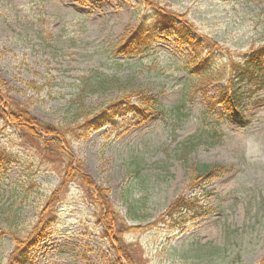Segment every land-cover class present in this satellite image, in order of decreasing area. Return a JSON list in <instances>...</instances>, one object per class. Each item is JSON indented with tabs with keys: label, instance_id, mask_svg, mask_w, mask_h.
I'll return each mask as SVG.
<instances>
[{
	"label": "rangeland",
	"instance_id": "374dc122",
	"mask_svg": "<svg viewBox=\"0 0 264 264\" xmlns=\"http://www.w3.org/2000/svg\"><path fill=\"white\" fill-rule=\"evenodd\" d=\"M152 1L191 35L213 43L207 51L214 57L209 74L222 73L231 58L241 61L264 46V0ZM153 17L146 0H0L1 107L20 109L66 136L61 151L51 138L38 143L10 119L6 125L0 121V264L10 263L16 247L10 232L22 241L36 236L38 228L32 264H119V244L104 238L100 189L120 218L129 217L128 189L137 212L145 214V223L127 221L122 239L142 257L141 264L264 261V75L240 87L236 108L208 109L227 79L192 77L186 60L193 53L172 31H154L143 45L147 51L114 53L136 25L155 29ZM98 75L113 83L81 105L78 91ZM140 90L157 98L161 112L144 105L125 112L115 125L75 138L70 128L81 116L93 117ZM136 102L131 99L126 108ZM209 112L222 140L201 146L185 163L183 146L199 137ZM196 164L224 170L196 186ZM77 170L92 179L91 192ZM65 175L77 180L66 186ZM54 193L58 202L52 209ZM180 196L199 199L200 216L183 229L153 225Z\"/></svg>",
	"mask_w": 264,
	"mask_h": 264
},
{
	"label": "trees",
	"instance_id": "16d2710c",
	"mask_svg": "<svg viewBox=\"0 0 264 264\" xmlns=\"http://www.w3.org/2000/svg\"><path fill=\"white\" fill-rule=\"evenodd\" d=\"M149 7L154 10V17L151 20L155 29L145 24L136 25L129 34L120 38L118 43L114 46L115 54H128V53H138L144 52L143 45L148 40L149 36L153 35L154 31L161 29L164 31H172L174 35L179 39L180 45L190 48L193 53L192 58L186 60V64L190 65L192 69V77L202 76V77H223L227 79L225 85L220 90L218 98L208 105V109L217 106H224L226 108H236L239 101V91L240 87L245 83H255L259 81V78L264 75V46L260 47L251 53L245 59L241 61H236L231 58L229 62L223 67L222 73H212L209 74L213 69L209 68L210 64L214 63V57H209L207 54L210 48L209 44L213 43L211 41L205 40L201 36H193L180 24L176 16L170 12L164 10L157 4H154L151 0H146ZM150 25V24H149ZM214 52V51H213ZM112 80L104 79L101 75L96 76L93 79L85 80V85L78 91L77 101L83 105L84 101L89 99L92 95H97L99 91L106 89L110 85ZM192 83L191 80L186 82L187 88L190 87ZM135 99L137 102L136 106H130L129 101ZM157 100L155 97H149L142 90L130 92L123 97L113 101L106 109L100 111L95 116L83 115L80 119L71 126L72 133L75 138L83 139L94 131L101 130L108 125H115V120L117 118L124 117V113H135L139 108H145L149 112H161L160 109L156 108L158 103L154 102ZM3 96L0 94V121L8 124L9 119L15 128L21 130L23 134L29 139L37 140L40 142V138L43 137L44 140L51 138V144L58 146V149L62 151V144L66 142V136L63 130L60 128H51L47 125L39 123L37 120L29 116L26 112L20 109H9L6 110L2 106ZM124 108H121L122 106ZM145 105V106H144ZM186 102L179 105L176 109L178 117L181 116V111L184 109ZM91 117V118H90ZM210 112L207 113L206 117L203 119V131L200 133L199 137L193 139L189 144H185L181 151V160L185 163L188 162V157L194 153L201 146L215 147L220 144L223 135L221 134V128L219 123L216 121ZM64 129V128H63ZM55 139V140H54ZM5 160L11 159L7 158L6 154L3 155ZM37 157H40L43 161V153L39 151ZM9 161V160H8ZM8 161H3V163H8ZM71 165V164H70ZM69 169V165L67 167ZM70 170V169H69ZM224 170L223 167L219 165H200L196 164L193 166V184L196 186H202L207 180L214 178L217 172ZM79 171V172H77ZM79 180L81 185L88 191H92L95 187L92 179L88 175L84 174L82 170H77ZM75 175V174H74ZM77 177H72V175H65L64 185L74 182ZM100 191V202L99 207L101 210L100 222L104 225V238L111 240L110 242H117L119 244L118 256L125 259L127 264H141L142 257L138 256L137 253L131 250V246L122 242L124 234L129 230L127 226L128 222L135 223L136 221H141L145 223L147 221L145 214L142 215L143 211L138 210L137 206L132 202V193L128 189L125 193V203L128 206L129 217L127 219L120 218V214L117 213L111 206L109 200L107 199V194L105 191ZM98 192V190H97ZM94 193V192H93ZM91 194V193H90ZM58 202L57 193L51 196L48 202V207L51 206L54 209ZM98 203V202H97ZM202 209L200 208V200L193 199L188 200L183 196H180L175 200L169 209L161 216V218L156 221L153 225H165L172 229L185 228L186 223L190 219H195L200 216ZM141 215V216H140ZM53 217V216H52ZM40 228L37 229L36 236H33L27 240H19L16 232H10L13 242L16 241V247H14V253L9 264H32V252L40 240L41 233ZM113 240V241H112ZM114 243V242H113ZM117 256V261L120 264L121 260ZM264 264V261L262 262Z\"/></svg>",
	"mask_w": 264,
	"mask_h": 264
}]
</instances>
